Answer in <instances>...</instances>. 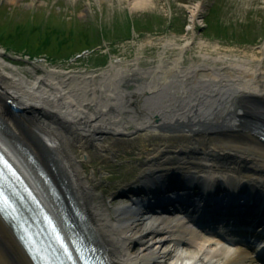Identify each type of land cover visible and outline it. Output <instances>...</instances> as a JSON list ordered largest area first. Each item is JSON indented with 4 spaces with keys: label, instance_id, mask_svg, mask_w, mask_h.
I'll return each mask as SVG.
<instances>
[{
    "label": "bare ground",
    "instance_id": "obj_1",
    "mask_svg": "<svg viewBox=\"0 0 264 264\" xmlns=\"http://www.w3.org/2000/svg\"><path fill=\"white\" fill-rule=\"evenodd\" d=\"M150 2L133 1L136 6ZM201 9L196 4L192 10L189 38L149 39L150 44L160 48L149 66H143V58L137 54L128 60L114 58L93 71L46 63L23 68L0 47V102L18 104L33 115L21 116L20 127L10 114L6 116L8 109L0 103V113L16 135L14 138L0 129V149L18 166L46 207L60 217L62 206L52 199L18 143L22 142L42 166H52L66 180L87 215L94 239L105 249L111 264H164L175 252L167 249L172 227L188 231L184 236L192 246L181 251L172 264H189L187 259L209 264L197 256L209 243L213 246L205 254L217 255L212 264H252L255 253L264 246L259 243L241 252L238 243L226 246L218 235L204 233L191 223V229L186 228L175 218L145 220L136 214L125 216L120 208L111 214L96 199L99 196L95 186L84 174L73 147L88 148L92 143L100 148L112 147L106 138L118 141L120 135L142 128L151 133L135 142L144 149L155 148L152 159L157 165L184 155L180 157L182 164L203 167L200 172L181 168L193 181L205 187L221 182L230 189L229 194L241 188L245 194L242 198L254 196L259 187L258 194L263 197L259 205L264 206V140L249 129L252 121H264V55L258 53H264V47L251 52L223 50L218 43L197 37L194 21ZM194 45L199 49L193 55L199 58L191 55V62L186 64L188 51ZM132 82L135 89L126 86ZM178 124L191 129L189 137L194 141L189 142L187 135L183 139L175 135ZM160 127L167 131L157 138L154 135L160 133ZM247 164L253 167L251 174L244 173ZM243 188L249 189L248 193ZM218 229L225 231L224 226ZM232 236L228 238L234 239ZM0 264H35L1 214Z\"/></svg>",
    "mask_w": 264,
    "mask_h": 264
},
{
    "label": "rangeland",
    "instance_id": "obj_2",
    "mask_svg": "<svg viewBox=\"0 0 264 264\" xmlns=\"http://www.w3.org/2000/svg\"><path fill=\"white\" fill-rule=\"evenodd\" d=\"M133 1L0 0V47L5 50L8 58L23 68L33 66L35 63H46L49 66L75 71L92 70L104 67L110 58L128 60L137 54L143 58L142 65L149 66L152 59L157 58L160 49L158 45L150 44L149 39L173 36L183 41L186 37L189 38L192 32L187 26L194 6L202 3L203 8L198 16H203L213 2V0H151L146 6H136ZM217 2L218 7H215L216 11L210 22L218 24V21L221 23L225 21L223 25L230 28L228 33L222 30L220 31L222 35H219L217 29L209 27L203 29L201 33L197 31V37L218 43L223 50L230 48L241 52L260 50L264 44V0H217ZM199 18L196 19V22H199L197 30L202 22ZM25 43H28V48ZM86 48L93 50L83 52ZM198 49L194 45L188 51L186 64L191 62L192 58L189 57L191 55L199 58L193 55ZM258 53L260 56L264 55L261 50ZM126 86L135 89V83H128ZM148 132L144 130L133 136L121 135L118 141L111 137L106 138V141L113 143L112 147L100 148L94 143L88 148L73 146L82 161L84 174L95 185V192L99 196L96 199L108 207L111 214L119 206L115 198L109 201L110 195L120 186L145 173L148 167L152 169L161 167L152 159L155 154L154 147L144 149L135 142ZM154 136L161 137L160 134ZM180 136L182 139L186 137ZM187 137L191 139L189 142L194 141L193 137L188 135ZM189 160L193 162V159ZM178 165L185 170L194 166L196 170L203 169L197 164H182L178 160L163 167L171 168ZM252 172L253 167L247 164L244 173ZM54 176L58 182V176L55 173ZM175 244L173 242L169 245V248H176L174 256L169 257L164 264H172L181 251L189 250L187 246ZM200 258L212 260L208 255Z\"/></svg>",
    "mask_w": 264,
    "mask_h": 264
},
{
    "label": "water",
    "instance_id": "obj_3",
    "mask_svg": "<svg viewBox=\"0 0 264 264\" xmlns=\"http://www.w3.org/2000/svg\"><path fill=\"white\" fill-rule=\"evenodd\" d=\"M0 124H1V127L2 128L8 129L7 124L4 123L3 117L1 115H0ZM20 147L25 152V154L27 155V157L34 162V166L37 168L38 172L41 173V174H43L44 169L39 165V163L34 159V157L31 156L29 150L26 149V148H24V147H22L21 145H20Z\"/></svg>",
    "mask_w": 264,
    "mask_h": 264
},
{
    "label": "trees",
    "instance_id": "obj_4",
    "mask_svg": "<svg viewBox=\"0 0 264 264\" xmlns=\"http://www.w3.org/2000/svg\"><path fill=\"white\" fill-rule=\"evenodd\" d=\"M26 46H28V43H25Z\"/></svg>",
    "mask_w": 264,
    "mask_h": 264
}]
</instances>
